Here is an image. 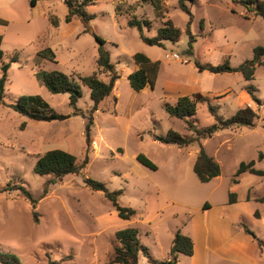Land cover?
Returning a JSON list of instances; mask_svg holds the SVG:
<instances>
[{"label":"rangeland","instance_id":"obj_1","mask_svg":"<svg viewBox=\"0 0 264 264\" xmlns=\"http://www.w3.org/2000/svg\"><path fill=\"white\" fill-rule=\"evenodd\" d=\"M35 1L32 7L30 0H0V65L9 63L0 102V187L22 186L38 200L34 222L32 205L18 190L0 193V253L21 264H108L115 231L133 226L148 250V256L139 255L137 264L161 262L169 257L175 230L183 234L197 230L193 224L206 211L204 203L215 211L226 202L236 226L244 225L251 232L245 233L250 239L247 264H264V247L260 249L255 239L264 238V202L254 201L264 195V178L246 172L232 182L241 162L253 160L254 169L264 171V61L249 81L237 72L216 74L195 67L224 61L237 67L250 60L254 47H264V19L247 11L240 0L187 1L191 18L176 0H157L162 18L142 0H96L84 7L92 16L89 28L104 40L120 77L112 93L90 113L86 86L79 82L81 96L72 108L68 94H51L39 76L59 71L78 81L90 75L95 70L97 44L91 33L83 32L78 18L65 22L63 0ZM50 15L56 26L50 24ZM134 17L148 21V25L141 23L147 37H154L170 19L181 30L179 40L143 43L138 28L127 26ZM190 35L194 41L190 42ZM44 48L50 49L53 60L37 55ZM135 53L158 63L152 89L135 92L128 84ZM172 54L182 60H174ZM182 83L198 87L224 119L249 106L257 115L254 126L220 130L183 148L163 143L161 138L169 130L183 137L194 135L184 120L164 110L165 103L176 101L166 94L167 86ZM248 85L254 88L255 99L250 101L243 95ZM22 95L37 96L47 104L46 111L67 117L34 121L20 116L9 105ZM89 115L92 124L86 144L84 127ZM191 117L197 129L214 123L206 102L198 104ZM200 146L220 166V175L207 183H200L192 171ZM52 149L68 152L78 162L87 157L88 162L78 174L50 185L42 196L50 177L38 176L33 166L38 156ZM137 154L148 158L156 170L140 165ZM260 154L263 157L258 159ZM84 177L104 183L109 191L121 190L118 205L133 209L135 215L120 220L103 194L84 184ZM230 193L235 195L232 203ZM247 193L254 200L246 201ZM199 252L194 253L193 244L195 255L179 254L176 264H235Z\"/></svg>","mask_w":264,"mask_h":264},{"label":"trees","instance_id":"obj_2","mask_svg":"<svg viewBox=\"0 0 264 264\" xmlns=\"http://www.w3.org/2000/svg\"><path fill=\"white\" fill-rule=\"evenodd\" d=\"M96 0H63L67 8V14L65 16V22L69 23L73 17L80 20L83 25V32L91 33L96 44L97 54L95 59V70L88 76L80 77L78 81L69 77L68 75L59 71L42 72L39 76L41 84L51 94H68L69 105L74 108L78 98L81 96L80 85L83 84L89 90V97L92 101L90 113L97 110L99 104L107 98L113 91L115 82L119 79V74L115 70L114 65L110 62L109 52L104 48V40L95 35L89 28V20L91 15L87 14L84 7L95 3ZM151 4L156 17L162 18V7L157 0H142ZM178 8L187 14L191 18V13L187 1L193 0H176ZM35 0H30V5H35ZM247 11L252 12L255 16H260L264 19V0H240ZM118 13V12H117ZM119 14V13H118ZM190 20V19H189ZM49 22L52 26H56L57 22L53 20L51 15L49 16ZM141 23L149 24L147 20H138L135 17L131 18L127 22L129 27H137L140 40L147 45H162V41H178L181 30L175 27L170 19H167L156 30L154 37H147L141 30ZM189 23V22H188ZM188 28L186 27V31ZM194 41L192 35H190V42ZM1 44V37H0ZM37 55L47 60H53L54 55L49 48L40 50ZM3 57V52L0 48V60ZM133 63L136 65V69L127 75V81L130 88L135 91H141L148 87L152 89L155 84V80L158 72V63L151 61L142 53H135L132 55ZM264 61V47H254L253 56L250 60L244 61L237 67H230L227 61L222 64L211 66L195 64V67L199 71L206 70L211 73L223 74V73H240L244 80L249 81L253 79L255 67L262 64ZM9 63H3L0 65V102L4 95V86L7 80V69ZM245 91L255 99L254 88L251 85L245 87ZM207 103L208 112L213 117L214 123L203 129H197L194 120L191 117L198 104ZM9 107L19 114L20 116L29 118L34 121H52L63 120L67 116L60 115L53 111H46L47 104L43 102L37 96H19L14 104ZM165 112L172 118L182 119L186 123V127L189 131L194 133L191 137H183L179 133L169 130L161 141L165 144H172L179 148L187 147L193 142H198L200 139L209 138L215 132L229 129L235 126H248L252 127L255 124L257 118L256 113L249 106L238 108L236 112L228 117L223 118L217 113L215 106L209 104L207 97L200 93L181 96L176 99L174 104L165 103ZM75 114V113H73ZM92 124V116L86 117V123L84 127L86 144L89 143L90 125ZM263 156L260 154L258 159ZM136 161L150 169L156 170V166L144 155L137 154ZM88 160L85 157L81 162H78L77 158L63 150L52 149L48 150L42 155L38 156L33 166V172L41 177H50L44 182L43 195L48 192L50 185L61 182L66 175L78 174L83 168H85ZM254 161H248L247 163L241 162L232 179L233 183H237V177L243 173H250L256 176L264 178V171L254 169ZM192 171L200 183H207L211 179L220 175L219 164L209 155L205 153L203 147L200 146L196 158L194 160ZM84 184L92 191L101 192L103 196L111 203L117 212V217L126 221L135 215V211L129 207H121L117 203V197L121 195V190L109 191L104 183L90 179L88 177L83 178ZM18 190L21 195L29 201L32 205V218L34 222H37L36 212L34 211L38 200L33 199L30 194L22 187L16 185H10L6 183L0 187V193H11ZM235 201V195L229 194V203ZM257 202H264V195L255 199ZM209 206L207 203L203 204V209H207ZM245 233L251 234V232L244 226L239 224ZM256 239L258 247L261 249L264 247V238ZM115 245L113 246L112 253L108 257V264H137L140 254L148 256L147 248L141 243L138 230L133 226H127L119 229L114 233ZM179 254L185 256H191L193 254V241L192 239L181 233L179 229L175 230L169 250V257L165 261H152V264H176ZM0 262L3 264H21L16 258L5 253H0ZM56 264V263H50Z\"/></svg>","mask_w":264,"mask_h":264},{"label":"crops","instance_id":"obj_3","mask_svg":"<svg viewBox=\"0 0 264 264\" xmlns=\"http://www.w3.org/2000/svg\"><path fill=\"white\" fill-rule=\"evenodd\" d=\"M136 68V65L132 66L130 72L134 71ZM167 88L170 89V91L166 94L176 97L175 100L181 96H188L196 93L202 94L198 87L183 83L171 84L168 85ZM245 92H243L245 100L250 101V95ZM245 200L250 201L254 199L250 198L247 193ZM222 204L219 210L213 211L212 207H208L204 213L200 212V215L193 224L196 226L197 230L192 227L193 229L190 233L184 234L191 237L194 244V253L199 250L205 257L208 256V258L210 254H214L221 261L233 262L235 264H247L250 259L247 254L250 249V239L240 227L236 226V220L229 214L228 209L230 206L226 205V202ZM209 213L210 215H207ZM207 217L210 219L209 223H207ZM193 254L191 256H193ZM208 258H204V261H207Z\"/></svg>","mask_w":264,"mask_h":264},{"label":"built area","instance_id":"obj_4","mask_svg":"<svg viewBox=\"0 0 264 264\" xmlns=\"http://www.w3.org/2000/svg\"><path fill=\"white\" fill-rule=\"evenodd\" d=\"M172 58L174 59V60H177V61H181L182 59H180V57L177 55V54H172ZM183 62L185 63V62H187L186 60H183Z\"/></svg>","mask_w":264,"mask_h":264}]
</instances>
